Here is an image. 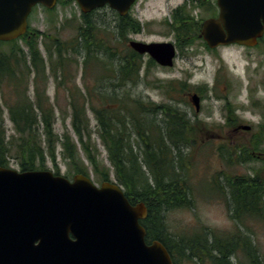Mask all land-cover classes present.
<instances>
[{
  "label": "trees",
  "instance_id": "obj_1",
  "mask_svg": "<svg viewBox=\"0 0 264 264\" xmlns=\"http://www.w3.org/2000/svg\"><path fill=\"white\" fill-rule=\"evenodd\" d=\"M194 8L210 11L211 16L217 15V6L211 1L190 0L173 10L170 19L164 20L181 52L192 48L196 41H203L201 28L205 19H197ZM81 16L83 23L70 42L37 30L11 42H0V46H10L7 50H0V166L9 168L10 161L14 160L21 172L47 170L49 159L56 167L55 174L60 175L57 164L60 146L61 155L74 174L89 176L81 161V151L101 180L112 182L111 171L100 167L99 150L92 142L93 134H97L108 153L115 178L130 203L142 202L148 209L147 219L141 222L147 232V241H159L176 255L195 264H263L251 237L242 230L228 238H219L206 228L201 234L177 237L166 225L167 212L193 205L186 176L192 157H186L183 151L185 147L194 149L195 135L205 126L202 120L192 119L188 112L175 106L181 101L175 95L195 91L205 98L208 87H192L186 80L157 81L155 88L165 89L168 102H144L129 95L119 98L115 91L118 86L141 83L143 67L149 73L157 65L151 58L146 62L144 55L127 45L129 35L141 33L144 25L138 20H116L115 26L102 29L96 26L91 16L83 13ZM101 30H105L104 33H99ZM122 42L126 47L120 51L117 45ZM203 44L212 51L205 41ZM41 45L48 53L55 79L65 76L64 61L72 62L67 56L71 53L83 54V75L90 68L99 66L104 71L101 78L117 80L111 84L114 87V91H109L111 93L105 92L108 87L101 83L93 89L87 85V93L81 91L79 99L68 88L73 112L72 131L76 139L68 127L62 133L56 132L54 107L45 90L41 92V83L43 85L49 79ZM58 67L62 69L59 71ZM31 81L34 82L33 98L28 96ZM87 106L96 121L95 131L91 128ZM5 109L13 125L9 135L4 124ZM226 111L227 123L235 124L236 109L230 101H227ZM261 143H264V112L261 130L244 146H236L232 151L227 148L228 160L242 163L262 159L256 156ZM220 190L229 198L228 203L232 205L237 220L246 215L264 214V178L259 173L225 175ZM239 253L243 254L242 258ZM232 254L239 259L232 261Z\"/></svg>",
  "mask_w": 264,
  "mask_h": 264
},
{
  "label": "rangeland",
  "instance_id": "obj_2",
  "mask_svg": "<svg viewBox=\"0 0 264 264\" xmlns=\"http://www.w3.org/2000/svg\"><path fill=\"white\" fill-rule=\"evenodd\" d=\"M187 2L189 1L140 0L135 17L144 25V31L137 37H131L130 41L173 42L177 48V58L171 68L161 67L157 64L148 73L144 66L141 83L137 85L128 83L125 86H118L115 91L119 98L129 95L144 102L164 103L168 102L165 89L155 88L157 81L165 83L172 80H186L192 87H208L206 97H202L200 113H196L190 98V95L199 94L198 92L191 91L182 95L178 93L175 95L177 100H181L178 101L179 103H175V106L188 112L192 119H196L194 117L196 115L207 127L202 130L205 127L203 126L195 135L197 142L194 149L193 147H185L183 151L186 157H192L187 166L186 176L192 190L193 205L190 208L167 212L166 225L168 230L177 237H190L194 233L201 234L206 228L214 231L219 238H228L242 230L251 237L260 260L264 264V214H262L263 217L261 215L255 218L243 216L240 221L234 220L232 205L228 203L229 198L226 195L224 196L220 190L225 175L234 177V175L244 176L259 173L264 178V143H261L260 151L256 152V156L262 159L242 163H233L228 160V149L232 151L236 146H244L254 134L258 133V130H261L264 112V42L253 48L230 45L209 51L203 44L204 40H200L196 41L192 48L181 52L176 45L171 29L165 25L164 20L166 18L170 19L172 11ZM211 4L215 5V2L211 1ZM193 13L199 20L212 17L211 12L204 9L194 8ZM81 15L79 5L75 3L67 7L60 6L49 14L38 11V14L29 22V32L37 30L50 34L63 42H70L73 41L78 33L79 26L83 23ZM92 20L98 28L102 29L109 25L113 27L116 23V19L113 18V13L110 10L93 15ZM102 31L105 30H101L99 33H104ZM108 32L113 33L110 30ZM129 42L127 43L128 46H130ZM125 45L126 43L122 42L117 47L120 51H123ZM9 48L8 45L0 46V50ZM41 50L47 61L49 79L43 85L41 83L40 88L41 92L45 90L46 96L50 98L54 107L57 116L55 122L56 132L58 134L62 133L63 129L68 127L72 136L76 139L72 131L73 112L69 104L68 88L72 89L74 97L79 99L81 98V91L87 93L85 86L88 85L93 89L98 83H101V85L108 87L105 92L109 94L111 93L109 91H114L111 84L117 80L109 77L101 78L104 71L99 66L90 68L88 73L83 75V54L75 55L71 53L67 56L72 59V62L64 61L65 76L60 75V78L55 79L50 70L48 53L44 45H41ZM149 58L148 55L144 56L146 62ZM61 67H58L59 71L62 69ZM6 92L7 97L10 98L9 90L7 89ZM28 96L34 97V82L32 81L30 82ZM95 100H98V98H95ZM227 101H230L236 109V125L251 126V130L246 131L242 128L239 132H236L233 129L224 127L227 123ZM187 102L190 104H187ZM87 109L91 128L95 131L96 121L94 115L88 106ZM159 120H161L160 117ZM4 124L8 135L11 134L13 125L6 109ZM213 125L218 126L213 127ZM92 142L96 144L99 150L100 167L104 170H110L112 181L118 183L111 168L108 153L97 134H93ZM80 153L81 161L88 169L89 177L97 186H100L104 181L95 173L84 154L81 151ZM46 164L47 170L56 172V167L51 160L47 159ZM57 164L60 175L72 180L75 174L61 155L60 146L57 150ZM9 168L19 171V166L14 160L10 161ZM238 256L242 258L243 254L239 253ZM184 264L193 263L186 260Z\"/></svg>",
  "mask_w": 264,
  "mask_h": 264
},
{
  "label": "water",
  "instance_id": "obj_3",
  "mask_svg": "<svg viewBox=\"0 0 264 264\" xmlns=\"http://www.w3.org/2000/svg\"><path fill=\"white\" fill-rule=\"evenodd\" d=\"M76 1L84 14L109 4L124 15L135 0ZM53 2L0 0V42L24 36L33 7L53 9ZM217 7L218 16L201 28L209 48L257 46L264 36V0H217ZM130 47L167 68L178 54L173 42L133 40ZM191 101L199 113L201 97L193 94ZM147 216L145 203L132 205L116 181L97 186L84 174L69 180L50 170L0 167V264H173L162 243L147 244L141 224Z\"/></svg>",
  "mask_w": 264,
  "mask_h": 264
},
{
  "label": "flooded vegetation",
  "instance_id": "obj_4",
  "mask_svg": "<svg viewBox=\"0 0 264 264\" xmlns=\"http://www.w3.org/2000/svg\"><path fill=\"white\" fill-rule=\"evenodd\" d=\"M186 1H189L190 2V0H186ZM209 1H213V2H215V5L217 6V0H206L205 2H209ZM45 2H46V4H52V2H53V0H45ZM54 4V8L53 9H49L44 3H38L36 6H34L33 7V9H32V11H31V13L28 15V30H27V32L26 33H28L29 32V29H30V24H29V22H30V20H32L37 14H38V11H43L44 13H47V14H49V13H51L52 11H54V10H56L58 7H60V6H69L70 4H73V3H75V4H77V5H79L78 4V2L76 1V0H55V2H53ZM139 3H140V0H135L134 1V3L130 6V8L128 9V11L124 14V15H122V14H120L119 12H117L116 10H114V9H112L110 6H109V4H106L104 7H102V8H99V9H95V10H93V11H91L90 13H88V14H86V15H89V16H91V18L93 17V15H96V14H99V13H101L102 11H105V10H110L112 13H113V18H115L117 21H121V22H124V21H136L137 19H136V15H135V12H136V9H137V7H138V5H139ZM218 12H219V9H218V7H217V15H214V16H212V17H217L218 16ZM144 31V30H143ZM142 31V32H143ZM141 32V33H142ZM141 33H136V34H130L129 35V39L131 38V37H137L138 35H140ZM262 39H264V37L263 38H261L260 40H259V43L258 44H261V40ZM130 41V40H129ZM132 41V40H131ZM143 42H145V41H143ZM129 44H130V42H129ZM236 45V44H235ZM225 47H228V46H221V47H218V48H216V50L217 49H220V48H225ZM244 47V46H243ZM246 48H249V47H246ZM194 117L195 118H197L196 117V115H194ZM228 123H226V126H224L225 128H227V129H233L234 131H236V132H239L242 128H243V126L244 125H236L237 124V121L235 122V124H228ZM218 125H213V127H217ZM232 212L234 213V210H232ZM262 216L263 217V215L262 214H260V213H257V215H255V217L256 216ZM246 216H248L249 218H255L254 217V215H251V216H249V215H246ZM146 219H147V217H146ZM146 219H144V220H146ZM144 220H142V221H144ZM234 220H237V218L235 217V214H234ZM141 221V222H142ZM143 226V225H142ZM144 227V226H143ZM145 228V227H144ZM246 235H248V234H246ZM147 236V235H146ZM249 236V235H248ZM156 240H152V241H150V240H148L147 241V239H146V242H147V244L148 245H151L153 242H155ZM163 244V243H162ZM164 245V244H163ZM165 246V245H164ZM165 248L167 249V251L170 253V256H171V258H172V262H173V264H184V262H186V259H183L180 255H176V253H174V252H172V251H170L169 250V248L168 247H166L165 246ZM242 252V251H241ZM231 259H232V261H236V260H234V259H237L236 258V256H235V254L233 255L232 254V257H231ZM193 264H195V262H192Z\"/></svg>",
  "mask_w": 264,
  "mask_h": 264
}]
</instances>
